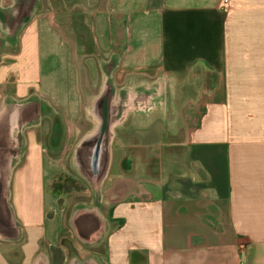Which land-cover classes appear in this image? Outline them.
<instances>
[{"label":"crops","instance_id":"crops-1","mask_svg":"<svg viewBox=\"0 0 264 264\" xmlns=\"http://www.w3.org/2000/svg\"><path fill=\"white\" fill-rule=\"evenodd\" d=\"M33 1L0 0V110L43 100L70 124L93 121L95 93L91 82L81 85L77 42L66 30L82 19L100 85L112 62L118 92L151 99L114 127L133 149L114 153L99 198L103 234L93 244L79 239L82 246L99 264H264V0H231L228 9L222 0ZM63 53L61 84L45 86L43 74L58 71L47 64ZM30 136L11 178L20 232L0 238V264H34L48 256L36 254L41 240L58 247L64 232L56 197L43 187L58 165ZM46 221L55 223L54 242Z\"/></svg>","mask_w":264,"mask_h":264},{"label":"flooded vegetation","instance_id":"flooded-vegetation-1","mask_svg":"<svg viewBox=\"0 0 264 264\" xmlns=\"http://www.w3.org/2000/svg\"><path fill=\"white\" fill-rule=\"evenodd\" d=\"M75 25L73 27L67 28V32H68V36L71 38H75L76 42H77V53L80 56H85V58H90L92 60L95 61V63L97 62V59L99 58V54L96 52L91 51V33H90V28L89 25L86 24V22H84V20H78L74 23ZM112 62L108 63V64H104V71H105V81L100 85V78H101V73H100V69L99 67H97V81L96 83L93 85V87L95 88V95L94 98L92 100V104L89 108V115L92 118V122L88 121L86 124H83L82 122V128L80 129L78 124L74 123L72 126V129L68 132L67 127L65 125L64 119L62 117V115L57 111V109H53L51 105L45 103L43 100H24L22 102L19 103H5L2 107V109L0 111H6L8 109H10L11 107L17 106V105H21V104H27L30 106H35L36 104H38L39 108H40V115L37 118L36 122H33L30 125H27L25 127L22 128V130L20 131V136L18 137L19 139H21V147H20V155L18 157L15 158V162H14V168H17L18 165V161L19 159L23 158L25 155V144H24V137L27 136L28 131L31 130L32 132H34L35 134V140L37 141H41L40 136H38L39 134V129L40 127L46 122H49V132H48V143L49 146L52 147V149H56L57 147L59 148H65L69 145H71L72 147V151L69 157V167L71 169H73V171L78 175V179L80 182H82L83 184H85L86 186L89 187L92 197L93 198H97V197H101V193L104 190L103 187V182L102 184L99 186L98 190H96L93 185L92 182L88 179L85 178L82 171H83V163L80 160V155H79V150L82 147H85L87 142H89V138H91V136H94V134L97 133L98 128H100L106 121L114 119L113 117L115 115H119L122 110L121 107H123L124 112L122 114V116L120 117V119L116 120L114 122L113 121V125H112V133H111V142H110V150H111V157H110V164L113 161V157H114V153H116L117 151H124L125 150H129L133 149V145H130L127 143L126 139H124L119 133L116 134L113 130L114 127L117 126L118 124L122 123L125 119V116L128 113V110L130 109L131 105H134L136 107L142 106H148L150 104H148L149 102H151L150 100V96L147 95V93L144 94H140V96H138L137 94L134 96L128 94V92L125 91H120L118 92L117 89L115 88V86L112 84V80H111V70H112ZM98 66V65H97ZM93 90V89H91ZM152 98V97H151ZM158 101L157 98L154 99V102L156 103ZM153 102V101H152ZM48 108V109H47ZM42 109L48 111V113H46V111L44 112ZM116 112V114H115ZM66 120V119H65ZM80 124V122H79ZM78 127V128H77ZM76 132L79 134V136L76 137ZM17 133V132H15ZM75 134L74 140H72L73 136ZM17 135V134H15ZM17 138V136H16ZM135 141V140H134ZM132 141V142H134ZM136 142V141H135ZM134 142V143H135ZM150 148V147H149ZM140 150H145V147L142 143V145L139 148ZM47 150V149H46ZM47 151L46 154L47 156L52 159V156L50 154H53V151ZM19 158V159H18ZM123 164L127 165V159H122ZM56 162V161H55ZM109 169V168H108ZM108 174V173H107ZM107 177V175H106ZM106 179V178H105ZM104 179V180H105ZM69 183L71 184H76V182L73 179H69ZM68 194H70V192H68ZM76 231V229H75ZM76 237L78 239H81L83 241H86V239H88V236L82 237L81 235H78V233H75ZM0 238L1 239H6L5 236L0 234ZM6 240H10V239H6ZM64 246H62L63 248ZM50 264H54V258H53V254L51 252L50 256ZM89 258V257H87ZM87 258H80V257H71L69 258V260L67 262H69L70 260H77L78 262H81ZM66 262V263H67ZM64 264V263H63Z\"/></svg>","mask_w":264,"mask_h":264},{"label":"water","instance_id":"water-1","mask_svg":"<svg viewBox=\"0 0 264 264\" xmlns=\"http://www.w3.org/2000/svg\"><path fill=\"white\" fill-rule=\"evenodd\" d=\"M33 1V0H32ZM35 0L32 2L34 3ZM115 115L111 120L105 122L86 146L79 150L80 160L83 163V175L88 178L93 187L98 190L108 173L111 150L112 125L122 116ZM45 111L44 109H42ZM116 114V112H115ZM40 115L38 104L30 106L21 104L6 111H0V234L13 239L20 232L10 204L11 178L14 169L15 158L20 155L21 139L20 131L23 127L37 121ZM17 132V133H15ZM17 134V135H15ZM17 136V138H16ZM99 197L92 203V209L87 210L80 207L74 213L73 226L78 235L88 239L90 243H97L104 231V223L99 214ZM85 235V236H84ZM34 264H50L49 257L41 253ZM66 264H99L98 261L89 257L81 262L70 260Z\"/></svg>","mask_w":264,"mask_h":264},{"label":"rangeland","instance_id":"rangeland-1","mask_svg":"<svg viewBox=\"0 0 264 264\" xmlns=\"http://www.w3.org/2000/svg\"><path fill=\"white\" fill-rule=\"evenodd\" d=\"M141 4L137 2V4H131L128 9H124V12H129V9L132 10L134 7H138ZM64 53L61 55L57 54L56 57L53 58L52 63L50 62L49 64H47L48 68L53 67L54 69H56L57 72H49L47 71L46 73L43 74V80L45 79V86L51 85L54 86L56 85V87L58 88L59 85L62 82V77H63V70L59 67L64 66L63 64L65 63V59H64ZM64 59V60H62ZM77 64H78V70L81 72L80 75V81H81V85L84 87L85 91L88 88V83L91 82V86L89 85V87L93 90H88V94H94L95 92V88L93 87V85L96 83L97 81V62L95 63L94 60L90 59V58H82L81 56H77L76 58ZM58 68V69H57ZM51 76V83H50V77ZM44 85V83H43ZM82 88V87H81ZM93 99V98H92ZM92 99H88L87 97L84 99H82L81 101V106L82 108L85 109L86 107V103L84 104V102H87L88 100H92ZM162 100H159V102ZM143 109H146L147 107H142ZM46 113H48L47 110H45ZM44 111V112H45ZM63 117V119L65 118L63 112H61L60 110H57ZM157 114V113H156ZM159 114V112H158ZM159 116V115H157ZM65 125L67 127V130H69V126H71L72 129V124L73 123H68L65 119H64ZM79 122V121H78ZM87 121L83 120V124H86ZM79 125V124H78ZM80 126H82V122H80ZM39 134L38 136H40L41 140V146L46 150L49 151L51 150L52 147L49 146L48 143V132H49V122L46 121L39 129ZM28 134L31 135L30 137H33V135L35 136L34 132H32L31 130L28 131ZM79 136V134L76 132V137L75 134L72 138L71 141L74 140V137L77 139V137ZM34 142V141H33ZM33 144V143H32ZM72 147L71 145L65 147V148H59L57 147L56 149H52L51 151H53V154H50L52 156V160L56 161L57 165H58V170H57V175L54 176L53 180L51 182H49L48 177H45V184L43 185V187L46 186V191L48 193H51L52 195H54L55 200V204L57 206L58 209H60V212H62L60 214L64 216L63 218V223L65 225L64 226V232L62 233V239L61 242L58 243V247H62V251H63V263L66 264V262L69 260V258L71 257H80V258H87V257H93V256H97V252H95L94 250H90L85 248L84 246H82L81 242L79 241V239L76 237V235L74 234L73 230L71 229V227H69L68 225V220H69V216L71 214V212L73 210H75L76 208L79 209L82 203H93L94 200L96 198L92 197L91 191L89 189L88 186H86L85 184H83L82 182L79 181V177L78 175L73 171V169H71L69 167V157L71 154V150ZM155 156H160L162 154H154ZM15 166V165H14ZM18 171V168L15 170V174L14 177L16 175ZM69 179H73L76 184H71L69 183ZM61 184L60 186L63 187V189H59L57 188L55 193L53 192V188H54V184ZM16 185L14 184V180H13V187L12 189L14 190V194H15V189H16ZM59 186V185H58ZM75 187H81V189L77 190V188ZM38 191L39 190V185L37 186ZM70 189V190H69ZM69 190L70 194L66 193V191ZM53 202V198H51L48 195H46L45 198V205L47 208H51L52 207V203ZM13 203L14 205H16V199L15 196L13 198ZM33 204L35 206H30L31 210L34 211L35 213L37 212L38 207L40 206V204L42 205V202L39 199H36L33 201ZM80 204V205H79ZM76 209V210H77ZM40 210V209H39ZM19 212H20V207H19ZM48 212V211H47ZM21 213V212H20ZM34 214V213H33ZM54 215V211H50L47 213V217L50 220V218ZM50 217V218H49ZM35 220V219H34ZM27 223V222H26ZM44 235L46 237H48L50 240L53 241V232L55 231V223L51 222V221H46L45 226L42 228ZM23 236L25 237V233H23ZM44 241V239L41 240V243L39 244V248L36 250V254L39 253L42 250H48V256H50L51 254V247L49 248V246L46 245V243H42ZM1 242V241H0ZM54 242V241H53ZM19 249V248H18ZM18 255H20V250L17 252ZM101 253V251H100ZM53 254V253H52ZM95 258V257H94ZM50 259V258H49Z\"/></svg>","mask_w":264,"mask_h":264},{"label":"trees","instance_id":"trees-1","mask_svg":"<svg viewBox=\"0 0 264 264\" xmlns=\"http://www.w3.org/2000/svg\"><path fill=\"white\" fill-rule=\"evenodd\" d=\"M60 185L61 184H57V183L54 184V188H53L54 193H55L57 188L63 189V187ZM75 188H77V190L81 189V187H75ZM69 190H67L66 193L70 192ZM51 252L53 253L54 264H63L64 255H63L62 247H51Z\"/></svg>","mask_w":264,"mask_h":264},{"label":"built area","instance_id":"built-area-1","mask_svg":"<svg viewBox=\"0 0 264 264\" xmlns=\"http://www.w3.org/2000/svg\"><path fill=\"white\" fill-rule=\"evenodd\" d=\"M231 0H222L223 7L228 9L230 7Z\"/></svg>","mask_w":264,"mask_h":264},{"label":"bare ground","instance_id":"bare-ground-1","mask_svg":"<svg viewBox=\"0 0 264 264\" xmlns=\"http://www.w3.org/2000/svg\"><path fill=\"white\" fill-rule=\"evenodd\" d=\"M5 238H6V239H9V238H7L6 236H5Z\"/></svg>","mask_w":264,"mask_h":264}]
</instances>
